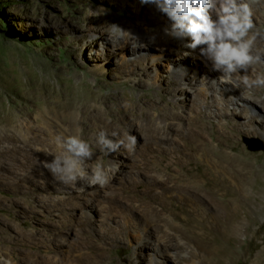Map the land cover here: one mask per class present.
Instances as JSON below:
<instances>
[{
  "label": "rangeland",
  "instance_id": "374dc122",
  "mask_svg": "<svg viewBox=\"0 0 264 264\" xmlns=\"http://www.w3.org/2000/svg\"><path fill=\"white\" fill-rule=\"evenodd\" d=\"M257 8L250 37H264V8ZM112 23L142 35L147 45L134 51L133 43L125 37L112 46L107 37ZM169 24L154 5L141 0H0V234L5 249L8 246L19 259L25 253L29 261L47 258L52 244L66 239L59 249L72 264L126 263L134 257L141 234L134 223L145 221L140 211L148 204L124 194H180L188 208L196 201L213 213L203 184L197 191L184 179L166 177L159 168L168 160L161 159L154 148L159 145L172 150L171 156L188 169L197 159H207L205 151L211 146L221 159V163L210 164L221 180L217 194H229V200L236 197L241 206L237 215L229 214L233 220L239 219L240 227L229 226L226 236L216 238L227 251L221 264H264V139L256 132L264 119V89L234 88L236 93L259 99L254 107L227 104V93L214 97L205 85L187 86L181 95L173 68L178 62L194 67L196 52L183 47L181 53L190 55L182 54L185 60L180 61L171 51L172 45L154 47L155 34H164ZM157 55L159 58L154 57ZM248 75H264V64L254 65ZM35 96L41 97L37 105L31 102ZM24 97H31V105H22ZM171 99H180L175 118L167 114L170 109L164 103ZM212 99L220 106L209 107ZM95 107L101 112L89 118L85 110ZM196 110L202 120L192 124L188 116ZM2 111L15 117L12 130L18 139L2 137L8 128L2 123ZM57 112L74 113L82 121L72 132L67 131L68 124L56 119ZM38 116L41 121L36 120ZM149 120L164 127L158 136L140 127ZM20 124L29 129L20 133ZM81 129L91 145L101 130H115L125 140L136 138L134 150L121 148L129 158L117 180L97 189L94 211L74 206L92 195L72 191L40 166L45 159H52L45 152L63 154V136L80 135ZM164 132L168 137L160 138ZM247 142L253 146L261 143L263 148L249 150ZM93 151L89 169L109 158L101 159L98 147ZM175 166H171L173 173ZM69 194L74 197L68 199ZM150 205L160 209L157 201ZM125 221L132 225L120 234L118 225ZM145 253L140 264H155L157 259Z\"/></svg>",
  "mask_w": 264,
  "mask_h": 264
},
{
  "label": "bare ground",
  "instance_id": "6f19581e",
  "mask_svg": "<svg viewBox=\"0 0 264 264\" xmlns=\"http://www.w3.org/2000/svg\"><path fill=\"white\" fill-rule=\"evenodd\" d=\"M248 2L253 8V14H258L259 10L257 7L264 8V0H248ZM125 39L126 42H131L133 44L136 43L139 45V47L135 48L134 51H137L139 48L147 45V42L143 40L142 35L139 37L138 41L129 40L128 38ZM153 40V42L155 43L154 47H156L157 49L165 46L171 47L172 45L173 49H170L174 53L176 59L180 61L185 60V57H183L182 55L183 53H181L180 51V49H182L185 44L179 43L174 39L167 37L162 32L155 34ZM262 48H264V37L256 36V39L254 41L253 53H262V50H264ZM154 57L159 58L158 55ZM192 57L193 61L196 62L194 67H191L188 62L184 63L186 66L183 64H179L180 62H178L179 65L177 64V66L173 68L172 75L176 80V83L178 85L177 90L181 95H183L187 91V86L192 88L193 86L195 87L199 85H205L206 87H209L210 91L213 94H215L214 97H216L218 93H227L228 97L225 102L227 104H232L235 107H237V105L254 107V104H259V99L252 95L236 93L234 89L235 87L232 84H219L218 82L214 83L213 79L219 74L211 70V65L206 60H204L203 57L199 56L198 51H196V54H194ZM203 76H207L208 79L202 80L201 77ZM39 98L41 97L35 96L32 98L31 102H33L34 105H37L39 102ZM30 99H28V97H24L22 99V105L26 107L28 104H30ZM179 102L180 99H171V101L164 102L165 107H168L170 109V111L167 113L170 115V117L175 118L174 116L177 113L175 109L180 106ZM211 106L219 107L220 102L216 99H212V102L209 104V107ZM86 110L85 114L89 118L93 116L94 112L96 114L99 111L101 112V108L99 107H95L89 111ZM199 110H196L189 114L188 118L190 123L193 124L201 122L202 116ZM231 114L237 113L235 111H232ZM55 117L58 121L68 124L67 131L70 132L74 130L75 126L80 121H82L74 113H70L68 115L58 114V116ZM14 118L15 117H12L10 111L3 112L2 123L3 125L8 126V128L6 127L7 129H5V131L3 129L4 132L2 137H6L8 140H15L19 138V136L15 134L16 130H12L13 124L15 123ZM36 120L41 121V118L38 116ZM143 126L147 127V129L149 128L150 131L153 132V135L156 136H158V131L164 129V127H162L159 123L156 125L152 120H149L146 125H140V127L142 128ZM17 127L20 133L23 130L29 129L27 126H24V124H20ZM167 129H169V126L167 127ZM256 132L259 133L264 139V119L261 121L260 126L256 129ZM85 133L86 131L84 129L80 130V135L83 139L85 138ZM164 134L165 135H162V137L160 138H165L166 136L168 137L167 132H164ZM72 135L75 134L73 133ZM119 138L124 139V135L119 134ZM92 148L97 149V146L93 144ZM154 148L158 150L161 159L168 160V162L162 168H159L160 171H163L162 174H164L168 178L184 179L187 181V184H190L189 186L195 188L197 191H201L200 186L201 184H203L202 187L205 188V192L208 193L206 194V197L210 201V205L214 211L213 213L207 211L201 204L196 201H192L190 208H188L186 198H184L180 194H168L163 196L124 194L127 196V198L135 197L138 199V201L144 200L145 203L148 204L147 209L144 207L140 211L141 216H143L145 221L143 223L142 221H137L134 223V225L141 230V234H139V238L136 242L138 243V247L134 251V257L132 259H127V262L124 264H140V259L143 257V255H147L145 253L146 251L149 255L152 254L154 258L157 259L154 262L155 264H221L223 256H225L227 251L221 249V241L216 240V238H223V236H226L229 233V226H239V224L241 223L239 219L237 218L236 220H233L229 217V214L237 215L240 211L241 206L240 200H238L236 197H232L229 200V194H217V189L219 188L221 180L218 178L216 172L212 169L210 164L214 165L216 163H221V159L218 157L220 153H218V151H215L213 147L209 146L205 151L208 158L203 160L197 159L196 161L191 163V166L188 169H186L179 159L173 157V155L171 156L172 150H168L166 147L159 145H156ZM219 152H222V150H220ZM105 156L106 155L103 152L100 153L101 159H103ZM230 157L231 156H229V158ZM128 158L129 154L127 153L124 155L120 149L119 152L112 153L111 155H109L108 159L100 163L102 165H106L115 162L119 163L121 168L123 166V162ZM93 162L96 163L97 160H94ZM174 164L176 165V173H173L171 171V166ZM119 171L116 172L115 177L110 181V183L105 185L103 188L109 187L117 180V174L119 173ZM98 188L99 186L90 188L85 187L83 191L72 188L71 190L77 193H88L87 195L93 196L92 198H88L87 200L83 201V203L75 202L74 206L76 208H80L83 206L84 208L86 207L85 209L94 211V204L97 201ZM239 189L241 190V187ZM66 197L70 199L73 198L74 195L69 194ZM154 201H157L160 204V209H156L150 205ZM232 203H235L236 206L232 207ZM88 215L90 218L92 217L90 214ZM38 221L43 222V220L41 219H38ZM232 221H235V223L229 224ZM125 223H122L123 225L121 226L118 225V233H127V226L130 223L129 221H125ZM108 228L114 232V227L109 226ZM3 237L4 235L0 234V255H4L5 257L10 258L11 260H13L14 264H21L22 262H24V264H72L68 260L66 261V256L59 249V247H62L66 243V239L58 240L57 244H52V253L49 257L42 260L29 261V256L26 253L22 259H19L17 255L11 252V250H8V246L5 249L6 244Z\"/></svg>",
  "mask_w": 264,
  "mask_h": 264
},
{
  "label": "clouds",
  "instance_id": "9594fccd",
  "mask_svg": "<svg viewBox=\"0 0 264 264\" xmlns=\"http://www.w3.org/2000/svg\"><path fill=\"white\" fill-rule=\"evenodd\" d=\"M141 3L152 4L164 14L170 24L164 28V34L175 40L186 41L184 47L192 52L198 50L211 65V70L219 75L213 82L232 84L239 88L264 89V75L250 78L248 73L254 65L264 64V53L253 54L255 36L249 33L255 28L253 10L248 0H141ZM112 46L128 37L139 40L131 31L116 23L110 25L107 32ZM96 39H99L96 36ZM139 47L134 43L131 48ZM184 56L190 52H184ZM207 80V76L201 77ZM127 140V142H126ZM119 138V133L101 130L95 138V145L105 155L119 152L123 147L134 150L136 138L129 136ZM63 154L45 152L52 159H45L40 166L57 182L83 191L85 187L103 188L119 171V163L108 165L97 164L89 169L88 161L95 156L92 145L79 134L63 136ZM0 264H14L13 260L0 255Z\"/></svg>",
  "mask_w": 264,
  "mask_h": 264
},
{
  "label": "water",
  "instance_id": "95a60500",
  "mask_svg": "<svg viewBox=\"0 0 264 264\" xmlns=\"http://www.w3.org/2000/svg\"><path fill=\"white\" fill-rule=\"evenodd\" d=\"M246 144L249 150H259L263 148V145L261 143H260V146H253V144L250 142H247Z\"/></svg>",
  "mask_w": 264,
  "mask_h": 264
}]
</instances>
